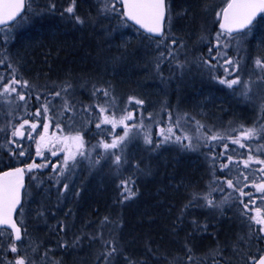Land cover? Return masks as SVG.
I'll list each match as a JSON object with an SVG mask.
<instances>
[{
  "label": "trees",
  "instance_id": "trees-1",
  "mask_svg": "<svg viewBox=\"0 0 264 264\" xmlns=\"http://www.w3.org/2000/svg\"><path fill=\"white\" fill-rule=\"evenodd\" d=\"M216 1H173L178 3L177 6L180 5L179 11H182L184 15L178 22L185 21L189 16L199 18V21L207 19L208 22L210 14L206 12L204 15V7L211 5L209 9H212L215 5L217 6ZM45 2L48 1L40 0L35 5L38 9L37 12L45 10L47 6ZM67 2V6H69V0ZM88 2V0H76L75 4V15L81 17L84 21L83 24H79L75 19L69 18L67 13L68 17L54 10L50 21L46 19L36 21V23L40 24L36 27L41 35H35L34 38H31L36 31L30 29L28 32L33 34L27 35V32L21 34L18 38H13L19 44L12 43L11 46L23 50L21 54L25 58V60H20L17 63L16 78L18 80L31 81L39 89H43L44 85H49L47 86V94L42 91L40 93H29L27 90V93H25L26 100L20 101L22 106L20 105V115L18 117L29 122V124L24 125V129L33 138L39 132V128L43 130L41 124L43 116L36 117L34 114L37 109H41V105L49 101H51V103H48L50 110L47 115L49 119L43 122L50 124L48 133L50 136L53 132L56 135L70 133L71 127L67 123L76 121L79 124L85 144L94 146L100 141L109 143V139H114L122 130V127H119L117 133L112 132L113 135H110L108 130L111 129V125H102L101 127L105 131L100 134V130L95 127L96 117L99 115L95 105L104 104L106 100H112L110 97H104L102 93H97L95 97L92 96V101L86 100L84 102L81 97L67 99L72 110L66 112L63 111L64 99L66 98H62V96L52 97L53 94L50 87L61 88V82L72 84L78 79L81 81L89 79L90 83L101 80V84H104L105 79H101L103 74L98 72L104 66L102 62L107 57H118L121 55L126 56V59L135 57L141 65L139 56L145 57V54L149 55L152 52L151 43L144 35L139 33L136 35H138L140 40L129 43L130 45L123 49H113L111 48L112 46L106 48L107 44H109L108 34L115 32L118 24H122L128 29H131V27L119 15L112 13L102 14L100 12L102 6L99 1H96V9H92V5ZM223 6H217V10H221ZM47 8L49 7L47 6ZM204 16L206 17L204 18ZM114 17L117 18V21L112 20ZM259 20H264V15L260 16L255 24ZM89 21L91 23L88 26L86 22ZM17 22L8 28L13 27ZM43 28L55 33L52 39L54 41L47 40L45 34L42 33ZM167 30L166 21L165 32ZM256 30L258 33L255 34V39L261 49L258 54L264 61V22ZM26 37L27 42L31 41V44L37 42L39 46L36 48L28 44L25 46V43H27L24 42ZM1 45L4 46L5 42H2ZM24 48L27 49L24 51ZM42 52H46L48 55H43ZM183 62L181 59L168 58L161 65L160 69L165 80L169 81L171 77H174L172 81L168 82L169 95L165 110L159 114L160 123L151 124L150 131L154 142L153 145L141 150L135 161V166L132 165L127 171L122 169V161L120 165L112 163L111 173L107 174L102 190H98V193L96 192L98 195L93 191L88 194L86 199L83 197V210L76 212V217L79 218L75 221V224L77 223L74 225L75 234L78 233V229H85L83 227L85 220L90 221L89 228L95 222L97 223L96 225L104 227L105 235L102 241H104L105 245L101 246L100 254L94 264H217V262L218 264H252L257 257L264 253V240H256L255 238L250 245L240 242L236 246V250H233L238 237L241 235L246 237L248 232L247 225L241 223L244 218L239 215V209H242L243 205L239 201L248 202L251 199H255L256 206L264 205V199H261L264 197V193L257 192L253 186V181L257 185L264 183V175H261L258 171H252L262 166L250 164L248 169L243 168L242 161L247 159L249 149H240L237 145H233L227 140L223 142L212 141L211 147H200L196 151H187L181 148L180 145L171 142L161 143L159 148L154 147L155 143L163 139L159 140L156 137L157 127L167 128L165 123L166 121L168 122L167 114L171 113L174 117L179 115L180 110H177L176 103L183 105L184 97L188 94L190 95V92L193 91V88L190 91L188 89H184V91L182 89L176 90V85L179 86V81H181L178 73L182 70L177 65H183ZM5 66H1L0 70L4 71L2 75L5 77L4 83L7 84L11 75L8 65ZM142 67H146L145 62H143ZM68 74L70 75L67 76ZM105 89L110 92L108 86ZM121 90L122 88H119L117 91H127L125 89ZM2 91L3 89L0 87V92ZM21 91L24 92V90ZM220 91L234 97L232 93L221 89ZM12 96H15V94ZM37 96H40L39 101L36 99ZM112 97H114L113 94ZM90 105L93 107L89 111H85ZM262 106H264V100L263 102L259 100V103H256L253 108L252 115L255 118L254 120L253 117L252 120L250 117H246L243 110H241L243 122H236L234 119L236 115L232 114L231 109H233V106L231 104L224 105V108L228 110L220 115L228 125H230L229 122H232L233 125L243 123L249 127L253 124L259 127L260 124H264ZM116 110L121 112L119 109ZM57 122H59L62 131L55 127ZM31 123L38 124L35 131L30 129L29 125ZM237 134L233 133V135ZM4 136L8 137L7 141H15V143L9 144L0 135V146H2L0 147V172L20 166L25 169L26 182L29 178L27 176L28 164L33 162L40 165L47 164L48 169L45 172H51L49 169L51 167L49 166L51 161H54L52 150L54 149L53 151L57 152L58 148L60 150V145L43 149L42 156H37V145L34 141L27 144V138L22 141H16L9 134ZM224 143L228 144L227 154L231 155L235 162V166L230 165L233 169L230 177H225L228 169L220 170V165L226 160V157L220 158L221 154L225 153V148L222 146ZM244 143L251 145L250 150L254 156L264 159V151H256L257 145H264V140H250L244 141ZM22 149L25 151V155H16ZM233 149H236V151L234 152ZM119 151L120 149H113L112 153L118 154ZM240 153H244V155L241 156ZM59 155H55L56 158ZM213 156L217 157V159L213 160ZM111 157L114 158L112 155ZM45 158L47 159L45 160ZM54 162L57 166L60 164L56 160ZM241 171L249 177L247 181H244V183L248 184V187L244 188V192L252 193L251 197L248 195L240 196L238 191L234 192L233 189L227 187L226 183H222L227 178H232L235 184L236 177ZM84 175L82 174L78 183L77 193L73 202L67 207V211L70 214L73 212L71 208L75 204V200L78 199V193L82 191V186L85 182ZM129 179L133 181L129 183V188L134 195L130 199H124L127 193H124L120 185L121 181H128ZM240 179L243 180V177H240ZM194 193L199 194L201 197L208 196L216 204H220L225 197H228V201L222 206V213L219 208L207 207L206 201L203 199H197L185 208ZM81 215H83V218ZM249 215H255V209L250 211ZM262 215H264V210H262ZM105 217L108 218L107 221H105ZM193 221L196 222L195 225ZM252 227L253 229H258L259 226L253 223ZM53 240L55 242L52 240L48 242L50 245L58 247L55 256L57 264H75L73 261L74 253L68 254L71 253L69 250L67 253L66 250L60 247L59 236L56 235ZM107 241H111V243H106ZM185 245L192 249L191 253L188 252ZM112 247L117 248L118 251L112 256L106 257V253ZM189 255L193 257L192 260L188 259Z\"/></svg>",
  "mask_w": 264,
  "mask_h": 264
},
{
  "label": "rangeland",
  "instance_id": "rangeland-1",
  "mask_svg": "<svg viewBox=\"0 0 264 264\" xmlns=\"http://www.w3.org/2000/svg\"><path fill=\"white\" fill-rule=\"evenodd\" d=\"M27 1H29L32 6L28 10L24 19H19L13 27L0 30V60H3L2 67L11 64L17 69V63H19L20 60H25L23 54H21L23 50L11 46L12 43L19 44L17 41L13 40L14 37L18 38L21 34L30 31V29L36 31L31 38H34L35 35H39L40 33H38V28L36 26L40 24L36 23V21L40 19L50 21V17L53 15L54 10L57 13H63V15L67 16L64 9L68 7V0H47L48 2L45 3L49 8L46 6L45 10L42 12H37L38 9L35 7L40 0ZM88 1V3L92 5V9H96V1H99V4L102 6V0ZM173 1L175 0H167L166 3V5L171 8L172 35L169 36L159 48L156 47L155 43H151V54H145V57L139 56L141 65L139 64V60L135 57H131L130 59H126L127 57L124 55L107 57L102 62L104 66L101 67L98 72L99 74L100 72L103 74L101 79H105L104 84H101V80L94 83L91 81L92 83H90L89 79L81 81L77 78L78 80L72 82V87L67 93H61L62 98L69 99L71 97H81L84 102L86 100L92 101L93 85L98 88H105L108 86L111 93L110 98L115 99V105L110 108V113H112L113 110L116 111L114 114L118 118L122 112H119L116 109H132L136 119L128 121L127 123L129 126L133 123H138L141 116H143L145 128H147L153 123V121L147 119L148 114H161L162 111L165 110L167 97L169 95L168 82L172 81V78L174 77H171L168 81L165 80L161 69L159 73L156 71V58L160 56L161 52H163L165 54L163 61L168 58L174 60L181 59L184 61L183 65L185 66L178 73L181 81H179V86L176 85V90L182 89L184 91V89H188L190 91V89L193 88V91L190 92L191 94L184 97L183 105L181 103H176L177 107L175 106L178 111L180 110L179 115L187 113L189 117L192 118L184 124V129L188 130L189 134L194 132L195 121H200L206 127L213 128L214 131H222L229 128L230 125L225 123L220 115L228 110L224 108V105L231 104L233 106V109L231 110L232 114L236 115V117H234L236 122H243L241 110H243L246 117H250L251 120L253 117L254 120L255 118L252 115L253 108L256 106V103H259V100L261 102L264 100V69H260L255 65L256 59L263 60L258 54L261 49L256 42L255 34L258 33L256 28L262 26L264 20H259L247 30L246 32L248 35L239 44L232 42L225 49L223 47V41H221L220 50L226 51L227 53L225 58H230L235 62H239V71L235 72V75L240 76L242 81L249 82L251 88L249 93L250 99L243 100L238 93L232 97L231 95L228 96L226 93L220 91L221 89L225 92L232 93L231 89L219 84L218 80L212 78L213 75L219 78H233L227 76L225 73L224 68L230 66L225 64L223 59L218 56L216 59H212V56H215L217 52L216 34L220 32L217 26L218 18L216 15L220 12V9L217 10V6H223L227 0H213L216 1L217 6L215 5L212 9H209L211 5L204 7V15L206 12L207 14H210L208 22L207 19L199 21V18H192L191 16L183 22H178V20H181L184 15L182 11H179L180 5L177 6L178 3ZM52 4H55L54 9L51 8ZM205 17L206 16H204V18ZM112 20L117 21V18L114 17ZM90 23L91 21L86 22L88 26ZM43 30L42 33L45 34L47 40L54 41L52 39L54 38L53 35L55 36V33L44 28ZM137 33L138 32L132 27L131 29H128L126 26L118 24L116 31L108 34L109 44H107L106 48L112 46L111 48L113 49H123L131 43L140 40L138 35H136ZM31 34L33 33H27V35ZM201 34L207 38L203 42H199ZM173 39L177 40L175 45H171V40ZM2 42H5L4 46L1 45ZM24 42H27V37ZM181 43L183 44V47H180ZM27 44L32 45L33 48L39 46L37 45V42L31 44V41H29L25 43V46H27ZM165 45L172 48L173 54L171 56L168 55V47H165ZM210 48L212 49L211 54L209 52ZM26 49L27 48H24V51ZM42 54L46 55L47 53L42 52ZM205 60L209 61L211 65H215V67L209 68L203 63ZM217 60H219V63H217ZM143 62L146 63V67H142ZM9 70L11 75V69ZM3 72L4 71L0 70V75H2ZM69 75L70 74L67 76ZM28 82V88H20L19 85H16L18 91L24 90V93H27V90L29 93H40L42 91L47 94V86L49 85H44L43 89H39L38 86L32 84L31 81ZM123 82H125V84H123ZM66 84L68 83L61 82L62 87ZM61 88L50 87L53 95L60 91ZM119 88L127 91L119 92L117 91ZM13 94L9 95L4 93L3 95H0V135L6 141L8 137L4 135L9 134L13 137L12 132L19 128L24 122V120L18 117V115H20V105L22 106V104L16 99V94L15 96H12ZM112 94L114 97H112ZM53 95V98H57V96ZM130 97L142 100L144 102L143 105H136L134 102L129 104L128 101ZM165 123L168 126V122L166 121ZM67 125L71 127V132L66 135H75L76 132H81L78 122L73 121L67 123ZM157 128L156 137L161 140L162 137L159 134L161 126ZM117 129H119V127L115 129L114 133H117ZM23 131L25 133L24 138L13 137V139L16 141H22L27 138V144L31 143V141L36 143V141L39 140L40 134H43V130H40L39 128L37 135L32 139H28V132L26 133L25 129H23ZM176 131L180 133V130ZM123 132L124 129L122 128L118 135H123ZM143 132V129L138 130L133 128L131 132H129V139L121 145L123 152L119 151L118 155L121 156L122 169L125 171L135 164L141 150L149 146L144 143ZM93 134H95V132H93ZM108 134L113 135L110 131ZM66 135L57 136L63 137ZM112 140L113 139L110 138L109 143H111ZM7 142L9 143V141ZM112 150L113 149H109L106 153L103 147L93 148L92 144H85V155L83 157L77 155L75 161H69L67 166H65V153L58 148L57 155H60L58 158H56L57 155L53 156V159L54 161L56 160L60 162V164L57 166L54 161H51L49 166L51 167L49 168L51 172H45L48 169L47 166L34 169L32 172L27 171V176L29 178L27 180L26 189L23 193L22 206L16 214L17 223L23 230V247H21L20 251L15 254L6 251L8 243L13 240L11 236L0 237V261H2L3 264H8V261H14L17 255H26L28 257V264H57L58 262L55 259V256L58 247L50 245L48 242L50 240L54 241L53 239H55L56 235L59 236L60 241H58L60 243L63 241L67 245L66 247L61 248L66 250L67 253L69 250L71 253L68 254L74 253L73 261L75 264H94V262H96L98 259L97 256L101 251V246L103 247L105 245L104 241H102L103 236L105 235L103 230L104 227L96 225L97 223L95 222V224H91L92 227L89 228L90 221L85 220V225L83 226L85 229H78V233L75 234L74 225L77 224H75V221L79 218L76 217V212H81L83 210V197L86 199L89 193L93 191L98 193V190H102L107 174L111 173L110 169L112 170V163H115L114 158L110 155ZM96 160H100V163H95ZM82 174H85V182L82 186V191L78 193V199L75 200V204L71 208L73 212L70 214V212L67 211V207L71 205L75 198V194L77 193L76 189ZM65 184L67 185L66 189L64 187ZM21 209L23 210L22 215H20ZM38 211H42L43 216L37 215ZM81 217L83 218V215H81ZM21 220L22 223H20ZM61 226H64L63 232L59 231ZM25 229L27 230L26 235H24ZM77 237H79V243L73 246V242ZM17 245L19 247L21 242ZM33 249H35V251H33ZM49 249L50 251H48ZM46 251H48L47 256H45Z\"/></svg>",
  "mask_w": 264,
  "mask_h": 264
},
{
  "label": "snow or ice",
  "instance_id": "snow-or-ice-1",
  "mask_svg": "<svg viewBox=\"0 0 264 264\" xmlns=\"http://www.w3.org/2000/svg\"><path fill=\"white\" fill-rule=\"evenodd\" d=\"M75 4L76 0H69V6L64 9V12L69 14V18L75 19V21L79 24H83L84 21L80 16L75 15ZM31 8V4L27 3L26 0H0V25H5L9 21H16L18 17L21 20L27 15V11ZM51 8H55V4L51 5ZM100 12L102 14L112 13L115 15H119L122 20L132 21L135 25H138L140 29H143V32L147 35V40L150 43H155L156 47L159 48L161 44H164V41L168 39L171 33V8L166 5V0H102V7L100 8ZM24 13V16L21 14ZM258 13H264V0H230L227 3V6L224 7L220 13H217V18L220 20L219 28L220 32L216 34V55L212 56V59H216L217 56L223 59L224 63L229 65L230 67H225L224 71L227 76L233 77L232 79L219 78L215 75L212 76L213 79L218 80V83L226 86L228 89L232 90V94L235 96L237 93L243 100H249V93L251 91L250 85L248 81H242L240 76L235 75V72L239 71V62H235L230 58H225L227 53L226 51H221V41H223V47L226 49L232 42L239 44L242 40L246 38L248 33L245 31L249 28V25L252 24L253 20L257 16ZM63 15V13H61ZM167 20L168 31L165 32V21ZM2 30V29H0ZM236 34V35H234ZM155 37H160L159 40L154 39ZM207 38L203 34H201L199 38V42L205 41ZM177 43L176 39L171 40V45H175ZM168 55H172V48L168 45ZM180 47H183V44H180ZM211 54L212 49H209ZM164 53L161 52L160 56L156 58V71L159 73L161 65L163 63ZM209 68H214L215 65H211L209 61L203 62ZM219 63V60H217ZM3 65V60H0V66ZM255 65L258 68L264 69V61L261 59H256ZM185 65L178 64L177 67L183 68ZM8 68L11 69V77L7 84L4 83L5 77L0 75V87H2L3 91L0 92V95L7 93L9 95L15 93L16 99L19 101H25L26 96L22 91H18L16 85H19L20 88H28L29 82L27 80L16 78L17 69L14 68L11 64H8ZM72 87L70 83L66 84L61 88L60 91L56 92L54 95L59 97L61 93H67L69 89ZM97 93H102L104 97H110L111 93L108 89L98 88L93 85L92 95L96 96ZM36 99L39 101L40 96H37ZM135 103L136 105H143V101L140 99H136L135 97H130L128 103ZM48 103H51L49 101ZM48 103L41 105V109H37L35 112L36 117L43 116L41 120V124L43 127V134H40L39 140L36 141V155L42 156V150L52 147H56V145H60V151L65 153L64 156V164L67 166L69 161H75L76 156L79 155L83 157L85 155V141L82 135V132L78 131L75 135L69 134L66 136H57L55 132L49 136V123H44V120H48V112L49 107ZM115 105V99L106 100L104 104H96L95 107L99 109V115L96 117L95 127L100 130V134L104 133V129L101 127L102 125H111V129L108 131L115 132L117 127H122L124 129L123 135H118L114 138L111 143H105L100 141L97 145H94L93 148L103 147L105 152L107 153L109 149H118L123 152V148L121 145L125 143L126 140L129 139V132L133 128L135 129H145L143 132L144 143L148 145H153L152 134L150 131L151 125L145 128V122L143 116L139 119L138 123H133L129 126L128 121H133L136 119L132 110L128 108L121 109L122 114L117 118L114 114V110L110 113V108ZM93 106L90 105L85 111H89ZM72 110L69 107V102L67 99H64L63 111ZM261 111H264V106L261 107ZM102 117V118H101ZM148 120L153 121V123L159 124V114L153 115L149 113L147 116ZM191 117L187 113L183 115L173 116L171 113L167 114L168 126L167 128H160V136L163 138L160 142L155 143L154 147L159 148L161 143H176L180 145L181 148L187 151H196L200 147H211L212 141H229L233 145H237L240 149H249L247 154V159L243 160V168L248 169L250 164H258L261 165L259 169H253V172H260L261 175H264V159H260L253 155L251 152V145L244 143V141L250 140H264V124H260L259 127L256 124H253L251 127L240 123L238 125H233L232 122H229L230 127L224 129L222 131L216 130L214 131L211 127H206L200 121H195V128L192 134L188 133V130L184 129V124L187 123ZM91 122V121H90ZM29 124L27 120H25L19 128L12 132L13 137L24 138L25 133L23 131L24 125ZM30 129L35 131L38 127L37 123H31ZM55 127L58 130L60 129V124L57 122ZM176 130H180V134L177 133ZM233 133H238L237 135H233ZM33 137L29 133L28 139H32ZM174 138V139H173ZM187 141V143H185ZM9 143H15V141H9ZM19 146V145H17ZM225 148V153L221 154L220 158H225L224 163L220 165V170L228 169V172L225 173V177H230L232 173V167L230 165L235 166V162L231 155L227 154L228 144L224 143L222 145ZM2 147V146H0ZM235 152L236 149H233ZM257 152L264 151V145H257ZM18 156L25 155V151L22 149L19 153H16ZM52 155H57L56 151H52ZM110 155L114 156L115 163L117 165L121 164V156L116 154L115 152L110 153ZM241 156L244 153H240ZM47 158H45L46 160ZM213 160H216L217 157L213 156ZM97 164L100 163V160H96ZM47 164L40 165L35 162L28 164L27 171L32 172L34 169L46 167ZM24 168H16L13 171H7L0 174V237L4 236H13L15 241H20L21 245H18L10 241L7 245L6 251H10L11 253H18L20 248L23 247V239L21 227L18 226L17 220H15L14 214L17 211L18 205L21 203V189L24 187ZM243 177V180L240 179ZM248 175L244 172H239L236 177L235 184L233 183L232 178H227L222 183H226L227 187L233 189V191H238L240 196H252V193H245L244 188L248 187V184L244 183V181L248 180ZM131 179L128 181H121V187L123 188L124 193L127 195L124 196V199H130L134 193L129 188V183H132ZM253 186L256 188L257 192L264 193V183L255 184L253 181ZM65 189L67 185H64ZM223 190V188H221ZM123 195V193H122ZM197 199H203L206 201V206L209 208H219L221 209V213L223 212L222 206L227 203L228 197H225L224 200L220 202V204L214 203L212 199H209L208 196H200L199 194H193L192 199L189 201L188 205H185L187 208L189 205L193 203V201ZM261 199H264L262 197ZM240 204L243 205L242 209H239V215L244 219L241 220L242 224H246L248 227L247 236H239L236 242V245L233 246V250H236V246L240 242H244L246 244H251V241L255 238L256 240H264V215H262V210H264V205L256 206L255 199H251L248 202L243 200L239 201ZM251 205V207H250ZM255 209V215H249V212ZM23 214V210L21 209L20 215ZM37 215L43 216L42 211H38ZM108 218L105 217V221ZM22 223V220L20 221ZM195 221L193 224L195 225ZM255 224L258 229H253L252 224ZM8 229L11 231L9 232ZM206 229V226H205ZM59 231H64V226L59 228ZM27 234V230H24V235ZM79 243V237L73 242V246ZM106 243H111V241H107ZM67 245L61 241L60 247H66ZM188 252L191 253L192 249L188 248L185 245ZM35 251V249H33ZM50 251V249L48 250ZM48 251L45 252V256L48 255ZM118 250L115 247H112L110 251L106 253L107 256H112ZM189 260H192L193 257L191 255L188 256ZM0 264H3L0 261ZM8 264H28V257L17 255L14 261H8ZM218 264V262H217ZM257 264H264V255H261L257 261Z\"/></svg>",
  "mask_w": 264,
  "mask_h": 264
},
{
  "label": "water",
  "instance_id": "water-1",
  "mask_svg": "<svg viewBox=\"0 0 264 264\" xmlns=\"http://www.w3.org/2000/svg\"><path fill=\"white\" fill-rule=\"evenodd\" d=\"M228 2H230V0H228L227 2H226V4L224 5V7H226L227 6V3ZM166 3H167V0H166ZM223 7V8H224ZM222 8V9H223ZM221 9V10H222ZM221 12V11H220ZM23 14V13H22ZM21 14V15H22ZM264 13H258L257 14V16L255 17V19L253 20V22H252V24L251 25H249V28L248 29H250L251 27H252V25L254 24V22L260 17V16H262ZM20 17H18L17 18V20L19 19ZM16 20V21H17ZM131 27H133L135 30H137L139 33H141L142 35H144V36H146L147 37V35L148 34H145L144 32H143V29H140L139 28V26L138 25H135L132 21H127V20H125ZM15 21H9L7 24H5V25H0V29L1 28H4V27H8V26H10V25H12L13 23H14ZM219 23H220V20L218 19V28H219ZM165 24H166V21H165ZM248 29H246V30H248ZM219 30H220V28H219ZM245 30V31H246ZM221 31V30H220ZM154 39H160V37H155ZM18 167H20V166H17V167H14V168H10V169H6V170H3V171H1L0 172V174H2L3 172H7V171H13V170H15L16 168H18ZM20 168H22V167H20ZM25 189H26V175L24 174V187L21 189V203H20V205H18V207H17V211H16V213L14 214V219L16 220V214H17V212L20 210V208H21V206H22V202H23V193H24V191H25ZM19 226V225H18ZM20 227V226H19ZM8 231L10 232L11 230L10 229H8ZM21 232H22V238H23V230H22V228H21ZM12 237V240H13V242H15V243H19L20 241H15V238H14V235L13 236H11ZM262 255H264V253L262 254ZM261 256V255H260ZM258 259H259V257L254 261V263L253 264H257V261H258Z\"/></svg>",
  "mask_w": 264,
  "mask_h": 264
},
{
  "label": "bare ground",
  "instance_id": "bare-ground-1",
  "mask_svg": "<svg viewBox=\"0 0 264 264\" xmlns=\"http://www.w3.org/2000/svg\"><path fill=\"white\" fill-rule=\"evenodd\" d=\"M128 24V23H127ZM133 28V27H132ZM134 29V28H133ZM137 31V30H136ZM138 32V31H137ZM139 33V32H138ZM141 34V33H140ZM146 37V36H145ZM156 40H159V39H156ZM18 213V212H17Z\"/></svg>",
  "mask_w": 264,
  "mask_h": 264
}]
</instances>
